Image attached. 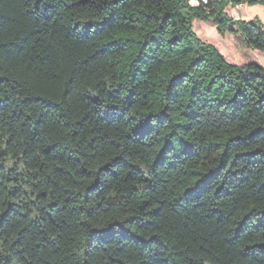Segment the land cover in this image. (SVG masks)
<instances>
[{"label":"trees","instance_id":"obj_1","mask_svg":"<svg viewBox=\"0 0 264 264\" xmlns=\"http://www.w3.org/2000/svg\"><path fill=\"white\" fill-rule=\"evenodd\" d=\"M0 0V264H264V0Z\"/></svg>","mask_w":264,"mask_h":264},{"label":"rangeland","instance_id":"obj_2","mask_svg":"<svg viewBox=\"0 0 264 264\" xmlns=\"http://www.w3.org/2000/svg\"><path fill=\"white\" fill-rule=\"evenodd\" d=\"M230 14L235 19H260L264 24V7L240 6L233 8ZM194 31L204 42L214 45L226 60L235 65L255 62L264 66V53L248 48L241 38L232 34L222 36L211 22L194 21Z\"/></svg>","mask_w":264,"mask_h":264},{"label":"built area","instance_id":"obj_3","mask_svg":"<svg viewBox=\"0 0 264 264\" xmlns=\"http://www.w3.org/2000/svg\"><path fill=\"white\" fill-rule=\"evenodd\" d=\"M204 3H206L207 1L206 0H202ZM193 6H198L199 5V2L198 0H191L190 2Z\"/></svg>","mask_w":264,"mask_h":264}]
</instances>
